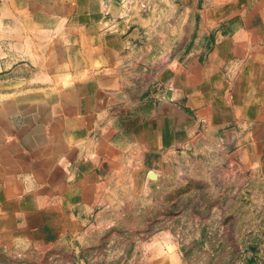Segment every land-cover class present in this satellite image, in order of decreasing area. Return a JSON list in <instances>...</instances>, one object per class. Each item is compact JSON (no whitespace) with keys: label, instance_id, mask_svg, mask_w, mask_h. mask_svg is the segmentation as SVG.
Wrapping results in <instances>:
<instances>
[{"label":"crops","instance_id":"1","mask_svg":"<svg viewBox=\"0 0 264 264\" xmlns=\"http://www.w3.org/2000/svg\"><path fill=\"white\" fill-rule=\"evenodd\" d=\"M120 3L0 0V264L93 262L118 203L222 164L214 143L232 179L264 184V0H207L197 35L215 43L181 62L137 40L164 34L154 14ZM167 238L141 243L139 264H185Z\"/></svg>","mask_w":264,"mask_h":264},{"label":"rangeland","instance_id":"2","mask_svg":"<svg viewBox=\"0 0 264 264\" xmlns=\"http://www.w3.org/2000/svg\"><path fill=\"white\" fill-rule=\"evenodd\" d=\"M153 1L148 5L142 0H123L128 16L136 10L145 16L154 14L151 26L165 30L150 38L143 32L144 36L136 37L139 43L175 44L172 58L177 62L195 45L205 50L214 45L215 34L197 35L207 0ZM238 21L234 18L219 26L229 32ZM129 27L127 34L136 24ZM231 150L214 143L204 152L221 157L222 164L196 162L191 171L181 169L163 181L154 194L118 203L111 223L91 235L93 262H87L84 252L74 264H139L137 247L158 236L175 242L185 264H264V184L252 188L243 174L231 178ZM204 152L198 149L193 158L204 160Z\"/></svg>","mask_w":264,"mask_h":264},{"label":"water","instance_id":"3","mask_svg":"<svg viewBox=\"0 0 264 264\" xmlns=\"http://www.w3.org/2000/svg\"><path fill=\"white\" fill-rule=\"evenodd\" d=\"M151 177H154L153 174L151 175Z\"/></svg>","mask_w":264,"mask_h":264}]
</instances>
